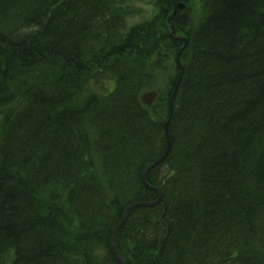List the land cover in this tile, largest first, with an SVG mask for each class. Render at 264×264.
I'll list each match as a JSON object with an SVG mask.
<instances>
[{
  "label": "trees",
  "instance_id": "trees-1",
  "mask_svg": "<svg viewBox=\"0 0 264 264\" xmlns=\"http://www.w3.org/2000/svg\"><path fill=\"white\" fill-rule=\"evenodd\" d=\"M141 1L0 0V264H119L125 210L157 199L142 174L167 147L183 43L169 0L128 25ZM182 1L198 17L171 18L184 69L145 175L161 198L128 211L115 249L125 264H264V0Z\"/></svg>",
  "mask_w": 264,
  "mask_h": 264
},
{
  "label": "water",
  "instance_id": "water-1",
  "mask_svg": "<svg viewBox=\"0 0 264 264\" xmlns=\"http://www.w3.org/2000/svg\"><path fill=\"white\" fill-rule=\"evenodd\" d=\"M169 1L171 2V5H172V10H171V12L169 13V15L167 16V19H166V21L168 23L169 36L172 39L181 41L183 43L182 46L180 47V49L178 50L177 54H176V64L178 65V67L180 69V74L178 75V78L176 80V83L174 85V88H173V90L171 92V95L169 97V100H168V117H167V120L165 122V136H166V143H167L166 150H165V152L156 161H154L153 163H151L150 165H148L145 168V170L143 171V174H142V179H143V182H144L145 186L147 188L151 189V190L156 191L158 193V197L154 201L135 203V204L129 206L125 210L124 216H123L121 222L119 223V225L114 229V231L112 233V236H111V241H110L111 250H112V252H113V254L115 256L116 261L119 264H125V263L122 261V259L119 257L118 253L116 252V249H115V236H116V233L119 230V228L122 226V224H123V222L125 220V217H126L128 211L132 207H135V206H149V205H153V204L159 202V200L161 198L160 190L157 187H155V186L148 185L146 183V181H145V175H146L147 171L150 168H152L153 166L157 165L164 158L165 154L168 151V147H169L170 142H169V137H168V133H167V126L169 124L170 118H171L172 113H173L174 100H175L176 92H177V89H178V86H179V83H180V80H181V77H182L183 69H184V64L180 60V54H181L182 50L184 49V47L186 46V43H187L186 36L185 35L178 34L176 32V30H175L174 24L171 22V18L174 16L175 12L177 10H182L185 7V5L182 2L175 3L174 0H169ZM157 92L158 91H156L154 89L144 92L141 95V101L147 107L148 106H151L154 103V101L156 100Z\"/></svg>",
  "mask_w": 264,
  "mask_h": 264
},
{
  "label": "rangeland",
  "instance_id": "rangeland-1",
  "mask_svg": "<svg viewBox=\"0 0 264 264\" xmlns=\"http://www.w3.org/2000/svg\"><path fill=\"white\" fill-rule=\"evenodd\" d=\"M189 4H191L190 9L192 11L193 20H197V17H198L197 13L199 11V3L196 4L194 1V2H189L187 5H189ZM134 9H135L134 15L131 14L128 18V21H127L128 25L139 23V22L143 21V19H149L151 16H153L154 11H155L152 0H142L141 2H137L134 4ZM181 35H183V34L181 33ZM166 79H167V76H161V74L158 75L159 82L162 81V83H163L166 81ZM112 84H113V82L111 80H104V81L98 82V83L91 81L90 82V88L94 91L99 92V93H105L104 90L110 89L112 87ZM100 87H103L104 89H102ZM147 90H151V89H149V88L144 89L142 92H145ZM154 105L155 104L150 106V108L152 109ZM10 257L11 256L9 254L6 258L7 262H9Z\"/></svg>",
  "mask_w": 264,
  "mask_h": 264
}]
</instances>
